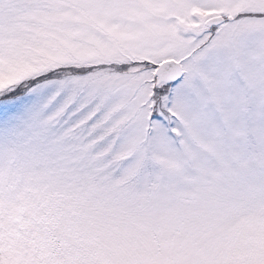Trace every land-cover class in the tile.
Returning a JSON list of instances; mask_svg holds the SVG:
<instances>
[{
  "label": "snow or ice",
  "instance_id": "obj_1",
  "mask_svg": "<svg viewBox=\"0 0 264 264\" xmlns=\"http://www.w3.org/2000/svg\"><path fill=\"white\" fill-rule=\"evenodd\" d=\"M0 264H264V0H0Z\"/></svg>",
  "mask_w": 264,
  "mask_h": 264
}]
</instances>
